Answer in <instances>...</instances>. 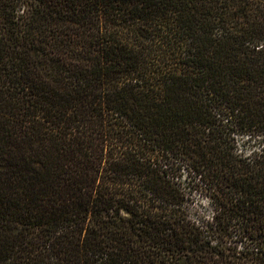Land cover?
Here are the masks:
<instances>
[{"label": "trees", "instance_id": "16d2710c", "mask_svg": "<svg viewBox=\"0 0 264 264\" xmlns=\"http://www.w3.org/2000/svg\"><path fill=\"white\" fill-rule=\"evenodd\" d=\"M0 264H264V0H0Z\"/></svg>", "mask_w": 264, "mask_h": 264}]
</instances>
